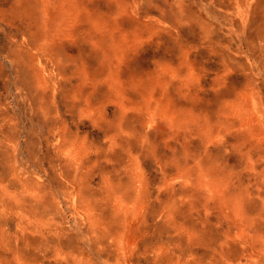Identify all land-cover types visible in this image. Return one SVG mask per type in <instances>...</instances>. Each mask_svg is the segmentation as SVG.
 I'll return each mask as SVG.
<instances>
[{
	"label": "rangeland",
	"instance_id": "obj_1",
	"mask_svg": "<svg viewBox=\"0 0 264 264\" xmlns=\"http://www.w3.org/2000/svg\"><path fill=\"white\" fill-rule=\"evenodd\" d=\"M0 264H264V0H0Z\"/></svg>",
	"mask_w": 264,
	"mask_h": 264
}]
</instances>
